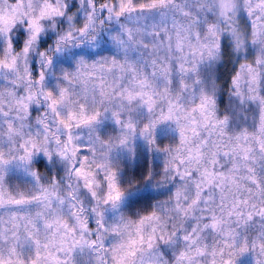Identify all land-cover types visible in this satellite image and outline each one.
<instances>
[{"label":"clouds","instance_id":"9594fccd","mask_svg":"<svg viewBox=\"0 0 264 264\" xmlns=\"http://www.w3.org/2000/svg\"><path fill=\"white\" fill-rule=\"evenodd\" d=\"M0 17V264H264V0Z\"/></svg>","mask_w":264,"mask_h":264},{"label":"snow or ice","instance_id":"6c2138e0","mask_svg":"<svg viewBox=\"0 0 264 264\" xmlns=\"http://www.w3.org/2000/svg\"><path fill=\"white\" fill-rule=\"evenodd\" d=\"M3 19V17H0V20H2ZM17 203H19L18 201H17Z\"/></svg>","mask_w":264,"mask_h":264}]
</instances>
